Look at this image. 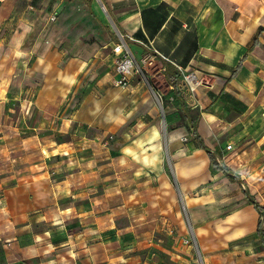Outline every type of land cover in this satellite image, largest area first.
Here are the masks:
<instances>
[{"label":"crops","instance_id":"0c3cea01","mask_svg":"<svg viewBox=\"0 0 264 264\" xmlns=\"http://www.w3.org/2000/svg\"><path fill=\"white\" fill-rule=\"evenodd\" d=\"M1 1L0 264H264L258 211L192 131L219 161L206 133L229 123L220 95L258 97L264 5L260 37L245 40L234 0ZM122 41L137 60L151 41L170 88L135 70L116 85ZM155 92L173 116L163 139L159 115L141 116L157 110ZM135 125L141 134L126 135ZM113 166L150 178L155 199L124 198Z\"/></svg>","mask_w":264,"mask_h":264},{"label":"rangeland","instance_id":"374dc122","mask_svg":"<svg viewBox=\"0 0 264 264\" xmlns=\"http://www.w3.org/2000/svg\"><path fill=\"white\" fill-rule=\"evenodd\" d=\"M1 2L2 1H0V3ZM234 3L238 6V9H234L232 19L236 25L243 26V29L239 27L238 31L235 32V37L239 35V37L242 36L245 40H252L255 36L259 38L260 32L256 24L259 16L254 15V13L261 5H264V0H234ZM247 21H249V27L245 28ZM9 33L11 32L0 31V38H8ZM30 35L32 37V32ZM12 58L15 60L16 55L12 56ZM238 68L239 66H237L236 69ZM252 69H256L258 75V79L255 80L253 88L254 92L258 94V97L253 103H250L243 97H239L236 92L234 94L223 93L220 95L219 99H221L222 103L221 110L219 111V118L229 123L207 128L206 139L209 146H211L216 153L219 161L229 168L230 173L227 176L231 179L234 177L240 178L241 181H236L240 184L242 189L246 188L251 195L264 204V62ZM140 73L148 78L150 76L144 70ZM153 81L162 85L164 89L170 88L169 83L164 77L161 81L154 75ZM185 82H189L188 79H186ZM153 95L157 110L154 112L146 111L141 116L152 118L155 115H159L162 121L159 122L158 127L153 128V132L155 129L156 133L163 139V137L167 136L168 132L175 129L170 125L171 121H169L173 116L170 115V117H168V111H164V107L170 99L168 98L169 95L164 92H159V94L155 92ZM177 114H179L181 119L185 118L182 111H177V113H175L176 117H178ZM195 119L196 117H194L193 123ZM141 127L142 125L130 126V130L125 131V134L130 136L139 135L141 132H136V130ZM112 135V140L125 136L122 132L118 131L113 132ZM109 137L111 138V136ZM228 143L231 144V147H227ZM166 146L167 144H165V150H167ZM115 170H117V172H115ZM133 170V168H124V170L120 171L118 167L115 168L113 166L109 169L112 173L110 181H117L124 186L122 192L124 198L150 197L155 199V195L146 196V192L151 189L154 182H152L150 178L146 179L145 176L133 175ZM115 176L117 180L114 179ZM127 190H129V192H127ZM158 237L159 236L155 233L154 240L160 242ZM138 241L139 245H141L139 248H144V239H138ZM192 241V246L194 245V247H192L191 250L194 253L195 241ZM164 242L169 246L173 245L170 240H164ZM259 248L263 249L264 247L260 244ZM139 255L141 254L139 253L138 256ZM138 256L136 254L131 257ZM197 262L198 264L203 263L200 258H198ZM122 264L129 263H124L123 261ZM132 264H137V262Z\"/></svg>","mask_w":264,"mask_h":264},{"label":"built area","instance_id":"2783aa9c","mask_svg":"<svg viewBox=\"0 0 264 264\" xmlns=\"http://www.w3.org/2000/svg\"><path fill=\"white\" fill-rule=\"evenodd\" d=\"M140 44L142 47L148 49L140 60L136 59L134 53L125 41L118 42L113 46L112 52L114 55L115 72L117 73V77L114 80L116 85H125L129 81V75L133 70L138 72H143L144 70L147 74L151 75L153 79L155 75L158 80H163L164 69L158 60V56L164 59L167 58L152 46L151 41H140ZM189 76L190 75L188 74L186 79H188ZM188 81L191 84L196 83V80L194 81L193 78L191 80L188 79ZM227 147H231V144H227ZM181 240L188 245H192L193 242L192 239L187 237Z\"/></svg>","mask_w":264,"mask_h":264},{"label":"trees","instance_id":"16d2710c","mask_svg":"<svg viewBox=\"0 0 264 264\" xmlns=\"http://www.w3.org/2000/svg\"><path fill=\"white\" fill-rule=\"evenodd\" d=\"M254 43H256V39L254 40ZM192 131H193V134H194V138H195L196 144L199 147L204 148V149L207 150V153H208L209 159H210V165L213 168H215V169L223 172L224 174L229 175V173H230L229 168L225 164L219 162L216 159L215 154L212 151H210L209 149L206 148V146L203 144V141L201 139V136L197 132L196 126L194 124L192 125ZM232 179L233 180H237V181H241L240 178H238V177H234ZM243 192L245 193V195L248 198V200L250 201V203L253 204L254 208L259 213V219H258V224H257L256 232H257V234L259 236V239L261 241V245L264 247V205L263 204H260L255 199V197L248 192V190L246 188H243Z\"/></svg>","mask_w":264,"mask_h":264}]
</instances>
